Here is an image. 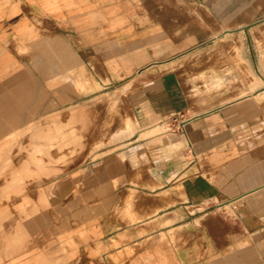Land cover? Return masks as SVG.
Here are the masks:
<instances>
[{
    "label": "crops",
    "instance_id": "obj_1",
    "mask_svg": "<svg viewBox=\"0 0 264 264\" xmlns=\"http://www.w3.org/2000/svg\"><path fill=\"white\" fill-rule=\"evenodd\" d=\"M125 1L0 0V264H264V102L248 97L176 119L187 140H175L187 153L171 160L181 165L143 188L117 173L123 188L111 193L101 171L91 187L100 198L83 218L62 216L73 182L29 170L59 142L44 132L66 120L77 128L78 104L94 93L92 67H107L109 49H123ZM66 62L85 69L87 90L62 84ZM29 81L44 84L35 96L42 111L15 121L11 99L28 98ZM33 122L42 125L29 137ZM213 202L239 216H211Z\"/></svg>",
    "mask_w": 264,
    "mask_h": 264
},
{
    "label": "rangeland",
    "instance_id": "obj_2",
    "mask_svg": "<svg viewBox=\"0 0 264 264\" xmlns=\"http://www.w3.org/2000/svg\"><path fill=\"white\" fill-rule=\"evenodd\" d=\"M150 12L154 17L143 16ZM125 16L123 49H109L114 58L107 67H92L94 93L78 104L71 123L77 128L69 129L66 120L61 130L44 132L50 141L60 136L59 142L39 154L45 161L28 163L39 175L73 182L72 192L62 196L63 217L83 218L86 205L100 198L91 187L100 185L101 171L115 184L109 193L123 188L116 185L117 173L141 188L150 180L162 183L166 169L181 165L171 156L179 162L187 153L175 140L185 145L176 119L248 97L264 102V0H126ZM120 54L121 64L111 63ZM60 71L62 84L87 90L82 66L66 62ZM28 85V98L11 99L15 121L34 120L42 111L35 96L44 84ZM34 123L29 137L42 125ZM19 164L14 161L13 168ZM140 191L147 197V190ZM209 207L213 217L239 216L234 206Z\"/></svg>",
    "mask_w": 264,
    "mask_h": 264
}]
</instances>
